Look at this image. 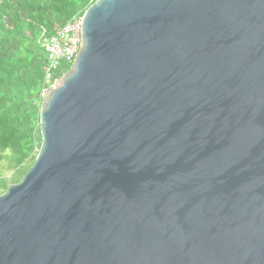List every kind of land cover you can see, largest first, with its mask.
Listing matches in <instances>:
<instances>
[{"label": "water", "instance_id": "obj_1", "mask_svg": "<svg viewBox=\"0 0 264 264\" xmlns=\"http://www.w3.org/2000/svg\"><path fill=\"white\" fill-rule=\"evenodd\" d=\"M0 194V264H264V0H96Z\"/></svg>", "mask_w": 264, "mask_h": 264}, {"label": "trees", "instance_id": "obj_2", "mask_svg": "<svg viewBox=\"0 0 264 264\" xmlns=\"http://www.w3.org/2000/svg\"><path fill=\"white\" fill-rule=\"evenodd\" d=\"M96 0H0V194L18 183L32 166L41 145L42 90L70 67L62 64L45 84L42 34H54L72 17L82 16Z\"/></svg>", "mask_w": 264, "mask_h": 264}, {"label": "built area", "instance_id": "obj_3", "mask_svg": "<svg viewBox=\"0 0 264 264\" xmlns=\"http://www.w3.org/2000/svg\"><path fill=\"white\" fill-rule=\"evenodd\" d=\"M82 16L72 17L64 26L56 29L54 34H42L40 46L45 51L47 61L44 66L45 84H48L54 73L62 64L71 65L81 46ZM47 87L43 88L42 94Z\"/></svg>", "mask_w": 264, "mask_h": 264}, {"label": "rangeland", "instance_id": "obj_4", "mask_svg": "<svg viewBox=\"0 0 264 264\" xmlns=\"http://www.w3.org/2000/svg\"><path fill=\"white\" fill-rule=\"evenodd\" d=\"M5 166H6V162L5 161L0 162V173L4 177H10V175L12 174V172L9 171L7 169V167H5Z\"/></svg>", "mask_w": 264, "mask_h": 264}]
</instances>
